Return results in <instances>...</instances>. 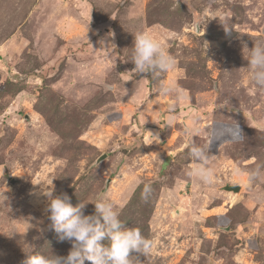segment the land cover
<instances>
[{
    "label": "rangeland",
    "instance_id": "374dc122",
    "mask_svg": "<svg viewBox=\"0 0 264 264\" xmlns=\"http://www.w3.org/2000/svg\"><path fill=\"white\" fill-rule=\"evenodd\" d=\"M139 33L175 65L134 73ZM257 43L264 0H0V264L67 256L52 188L85 215L110 200L122 229L152 241L132 264H264ZM168 83L178 91L163 94Z\"/></svg>",
    "mask_w": 264,
    "mask_h": 264
},
{
    "label": "clouds",
    "instance_id": "9594fccd",
    "mask_svg": "<svg viewBox=\"0 0 264 264\" xmlns=\"http://www.w3.org/2000/svg\"><path fill=\"white\" fill-rule=\"evenodd\" d=\"M247 61L251 69V80L264 87V45L254 44ZM131 62L136 74L163 73L175 65V59L166 53L158 40L147 33L134 36ZM160 91L169 94L178 89L168 83L162 84ZM192 155L199 156L200 153L192 149ZM234 174L242 175L239 169ZM191 175L206 183L211 181V171L203 167H197ZM150 191L151 186L146 185L142 192L145 201ZM53 192L54 188L42 191V195L49 201L46 211L50 213L51 226L58 234V240L69 241L72 247L66 257L29 255L26 264H85L86 260L91 264H132L131 253L146 254L150 251L152 241L145 238L138 228L122 229L119 212L110 200L95 202V215H85L84 202L74 206L67 194L54 197ZM105 239L110 241V246H103L101 241Z\"/></svg>",
    "mask_w": 264,
    "mask_h": 264
},
{
    "label": "water",
    "instance_id": "95a60500",
    "mask_svg": "<svg viewBox=\"0 0 264 264\" xmlns=\"http://www.w3.org/2000/svg\"><path fill=\"white\" fill-rule=\"evenodd\" d=\"M106 155H103V157ZM102 157V158H103ZM101 160V159H100ZM226 189L228 190H233V191H239L240 190V185H227Z\"/></svg>",
    "mask_w": 264,
    "mask_h": 264
}]
</instances>
